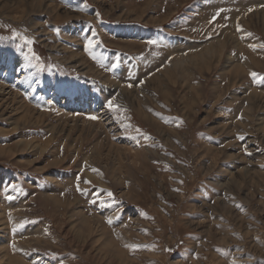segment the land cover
<instances>
[{
  "label": "rangeland",
  "instance_id": "rangeland-1",
  "mask_svg": "<svg viewBox=\"0 0 264 264\" xmlns=\"http://www.w3.org/2000/svg\"><path fill=\"white\" fill-rule=\"evenodd\" d=\"M263 15L264 0H0V109L44 114L0 115V264H264Z\"/></svg>",
  "mask_w": 264,
  "mask_h": 264
},
{
  "label": "snow or ice",
  "instance_id": "snow-or-ice-1",
  "mask_svg": "<svg viewBox=\"0 0 264 264\" xmlns=\"http://www.w3.org/2000/svg\"><path fill=\"white\" fill-rule=\"evenodd\" d=\"M223 10L221 9V10H218L217 11V13H216V15H214L213 17H212V20L214 21L215 19H216V16H219L220 15V12H222ZM249 12L250 11H252V9L250 8L249 10H248ZM211 22V21H210ZM237 30L239 31L240 30V26L239 25H237ZM246 35H252L251 33H246ZM29 43H31V41H29ZM147 43L149 44V45H156V46H159L158 45V42L156 41V40H148L147 41ZM97 44V41L96 40H94L93 38H88L87 40H86V42H85V50L86 51H89V52H91V50H92V48L95 46ZM249 47H251V48H253V49H255L256 47H257V45H249ZM260 47H264V45H260ZM154 55H156L157 53H153ZM118 67V64L117 63H113L112 65H111V68L110 69H108L109 71H111V70H113V69H116ZM250 75L253 77V80L255 81L256 80V78H257V73H255V72H252V73H250ZM262 79H264V78H262ZM141 83H143V81H141ZM133 85L132 84H129L128 85V87H132ZM114 99L115 98H113V99H109L108 101H107V108H109L110 110H112V111H123V109L122 108H120V106H118V105H116L115 103H114ZM157 115H159V114H157ZM89 119H97V117L96 116H90L89 117ZM117 119H121V120H123V119H125L123 116H120V117H117ZM125 127H128L129 125H127V124H125L124 125ZM137 132H140V129H137L136 130ZM145 139H149V137L148 136H146L145 135V137H144ZM238 139H243V137L242 136H238L237 137ZM93 171H97L96 169H93ZM80 180V177L78 176L77 177V181H79ZM84 183L85 184H88V183H90L89 181H87V180H85L84 181ZM9 187H12V188H15L17 191H20L21 189L19 188V186H17V185H9ZM77 191H79V192H81V193H84V192H86V189H82V188H80L79 187V183H77ZM107 195L109 196V197H111L112 196V193L109 191V192H107ZM101 203H103V201H101ZM107 222L108 223H112V220H111V218H108V220H107ZM16 227H20V225H16ZM13 230H15V229H13ZM14 246V245H13ZM126 247H137V245H126Z\"/></svg>",
  "mask_w": 264,
  "mask_h": 264
},
{
  "label": "bare ground",
  "instance_id": "bare-ground-1",
  "mask_svg": "<svg viewBox=\"0 0 264 264\" xmlns=\"http://www.w3.org/2000/svg\"><path fill=\"white\" fill-rule=\"evenodd\" d=\"M51 11V10H50ZM262 21L264 22V15L262 16ZM22 58L21 57H19L18 58V60H21ZM185 71V70H184ZM98 72V71H97ZM102 73V72H101ZM98 74V73H97ZM164 82V81H163ZM28 83H31V81L30 80H28ZM49 84H50V82H49ZM150 84V83H149ZM165 84V83H164ZM163 86V85H162ZM136 87V86H135ZM3 88L0 86V90H2ZM114 89V88H113ZM79 91H81V89H78V92L77 93H79ZM84 93V91H82V93H81V95ZM80 94V93H79ZM81 95H78L79 97L81 96ZM104 95V94H103ZM13 99H14V96H13ZM134 101V100H133ZM3 102V101H2ZM81 104V103H80ZM83 105V104H82ZM85 105V104H84ZM6 107L4 108V109H0V115H4V113H5V111H7V109H10L12 112H10V115H8V117L7 118H11V117H13V124L15 125V126H17V125H29V124H32V125H39L40 124V122H41V118H42V116L44 115L43 113H37L35 110H31V109H29V108H27L26 106H24V105H21V110L18 112V111H16L17 110V108L16 107H12V104L11 103H9V104H6L5 105ZM68 111V110H67ZM18 113V114H17ZM17 114V115H16ZM47 115V114H46ZM73 115V114H72ZM83 116V115H82ZM2 117V116H1ZM53 118V117H52ZM76 118V117H75ZM57 119V118H56ZM66 119V118H65ZM73 119H74V117H73ZM77 120V119H76ZM81 120V119H80ZM79 120V121H80ZM92 120V119H91ZM82 124H84L83 122H86V121H80ZM66 124V123H65ZM70 124V123H69ZM68 124V125H69ZM73 124V123H72ZM95 124V123H94ZM98 124V123H97ZM77 125V124H76ZM85 125H87V124H85ZM102 125H104L103 124V122H102ZM82 126V125H81ZM81 126H79L80 128H81ZM98 126V125H97ZM65 127V126H64ZM66 127H68V126H66ZM83 127V126H82ZM88 127V126H87ZM71 127H69V129H70ZM90 127H88V129H89ZM95 128V127H94ZM93 128V129H94ZM98 128V127H97ZM100 128H101V125H100ZM104 128V127H103ZM59 129V128H58ZM65 129V128H64ZM73 129H74V127H73ZM65 130H67V129H65ZM77 130V129H76ZM81 130V129H80ZM95 130V129H94ZM100 130V129H99ZM72 131V130H71ZM79 131V130H78ZM83 131V130H82ZM97 131V130H96ZM65 132V131H64ZM101 132V131H100ZM68 133V132H67ZM80 133V132H79ZM95 133V132H94ZM66 134V133H65ZM77 135V134H76ZM65 136V135H64ZM93 136V135H92ZM76 137V136H75ZM102 136H100V138H101ZM78 138V137H77ZM106 138V137H105ZM102 140H104V138L102 139ZM116 146V145H115ZM118 152H120V151H118ZM107 153V152H106ZM114 154H115V152H114ZM113 154V155H114ZM93 156V155H92ZM106 159H107V157H106ZM115 159V158H114ZM1 213V212H0Z\"/></svg>",
  "mask_w": 264,
  "mask_h": 264
},
{
  "label": "trees",
  "instance_id": "trees-1",
  "mask_svg": "<svg viewBox=\"0 0 264 264\" xmlns=\"http://www.w3.org/2000/svg\"><path fill=\"white\" fill-rule=\"evenodd\" d=\"M12 173L14 174V175H16V177H17V179L20 181L21 179H20V177H19V175H18V173H16L15 171H12Z\"/></svg>",
  "mask_w": 264,
  "mask_h": 264
}]
</instances>
